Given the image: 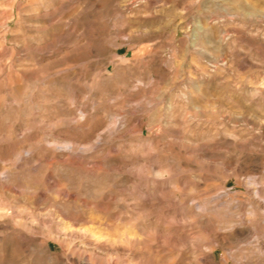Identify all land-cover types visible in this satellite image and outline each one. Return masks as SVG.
Returning <instances> with one entry per match:
<instances>
[{
    "label": "rangeland",
    "instance_id": "obj_1",
    "mask_svg": "<svg viewBox=\"0 0 264 264\" xmlns=\"http://www.w3.org/2000/svg\"><path fill=\"white\" fill-rule=\"evenodd\" d=\"M0 264H264V0H0Z\"/></svg>",
    "mask_w": 264,
    "mask_h": 264
}]
</instances>
